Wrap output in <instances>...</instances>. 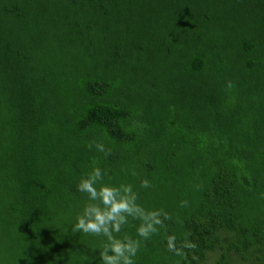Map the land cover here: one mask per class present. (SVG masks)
<instances>
[{
  "label": "trees",
  "instance_id": "1",
  "mask_svg": "<svg viewBox=\"0 0 264 264\" xmlns=\"http://www.w3.org/2000/svg\"><path fill=\"white\" fill-rule=\"evenodd\" d=\"M95 167L170 215L135 264H264V0H0V264H100Z\"/></svg>",
  "mask_w": 264,
  "mask_h": 264
},
{
  "label": "clouds",
  "instance_id": "2",
  "mask_svg": "<svg viewBox=\"0 0 264 264\" xmlns=\"http://www.w3.org/2000/svg\"><path fill=\"white\" fill-rule=\"evenodd\" d=\"M93 146L97 151H105L102 143L88 145L89 149ZM102 180V170L95 167L78 183V191L85 193L89 202L84 206L82 214L76 217L73 230L105 238L106 242L99 252L100 264H135L134 257L140 250L141 239H149L158 231V226H163V219H170V215L163 210L148 211L139 205L131 185L110 186L101 183ZM151 186L147 179L140 182V187L144 189ZM187 204V201H181V206ZM129 217L140 221L136 228L140 239L128 236L118 238L122 226L129 223ZM174 241V236L169 237V249L179 255L180 252L173 247ZM183 247L194 249L196 245L185 242Z\"/></svg>",
  "mask_w": 264,
  "mask_h": 264
},
{
  "label": "rangeland",
  "instance_id": "3",
  "mask_svg": "<svg viewBox=\"0 0 264 264\" xmlns=\"http://www.w3.org/2000/svg\"><path fill=\"white\" fill-rule=\"evenodd\" d=\"M213 263V258H209L207 259L205 262L201 263V264H212Z\"/></svg>",
  "mask_w": 264,
  "mask_h": 264
}]
</instances>
